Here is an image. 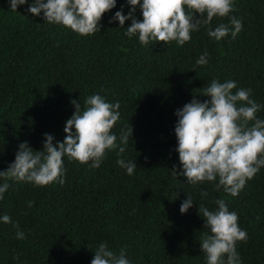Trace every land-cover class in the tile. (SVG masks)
Segmentation results:
<instances>
[{
  "label": "trees",
  "instance_id": "obj_1",
  "mask_svg": "<svg viewBox=\"0 0 264 264\" xmlns=\"http://www.w3.org/2000/svg\"><path fill=\"white\" fill-rule=\"evenodd\" d=\"M27 7L13 11L8 0H0V171L23 141L34 150L42 148L44 133L53 135L54 143L62 141L74 111L71 100L83 107L93 94L119 101L120 120L112 131L119 136L121 128L132 126L121 156L135 160L137 168L128 175L116 163L117 148L99 168L65 157L63 185L10 182L0 217L18 222L25 238L16 239L12 224L0 220V264H90L101 242L117 254L125 248L131 264H206L198 206L215 210L210 201L219 198L237 212L248 233L246 243H237L242 264H264V167L235 197L214 190L218 180L190 185L170 172L173 165L181 167L174 112L193 95L209 99L198 93L212 79L234 80L264 105V0H234L230 16L243 24L235 39L229 34L215 41L201 27L182 47L175 41L142 46L137 36L124 35L130 20L125 28L109 23L116 11L128 13L127 0H116L103 15L100 32L90 36L43 21L42 13L33 16ZM135 16L142 19L138 7ZM219 23L229 18H214L212 27ZM205 50L209 62L197 66ZM257 117L264 119V108ZM205 190L208 195L201 197ZM187 196L193 205L181 214ZM28 201L34 202L30 209Z\"/></svg>",
  "mask_w": 264,
  "mask_h": 264
},
{
  "label": "clouds",
  "instance_id": "obj_2",
  "mask_svg": "<svg viewBox=\"0 0 264 264\" xmlns=\"http://www.w3.org/2000/svg\"><path fill=\"white\" fill-rule=\"evenodd\" d=\"M8 3L13 11L28 4V13L33 16L42 13L43 21L69 28L81 36L100 32L103 15L116 6V0H31L30 3L29 0H8ZM127 3L130 6L128 13L123 14L122 9L116 11L109 23L118 21L120 28H125V21L130 20L124 35L137 36L142 46L175 41L182 47L191 40V33L201 27L206 28L207 35L215 41L229 34L235 39L243 28L241 19L230 16L234 11V0H127ZM137 7L142 17L139 20L135 16ZM197 13L198 19L194 15ZM225 17L229 18V23L212 27L214 18ZM208 62L209 53L205 50L195 64L204 66ZM251 91L250 88H237L234 80L212 79L198 93L209 99L201 102L193 95L189 102L175 110V151L181 167L177 169L173 165L170 172L174 178L186 177L190 185L218 180L214 190L222 188L226 194L235 197L264 167V119L257 117L264 105L250 98ZM71 104L74 111L65 121L62 141L54 143L53 135L44 133L39 150H34L27 141L18 145L14 160L0 171V200L12 183L27 182L36 187L53 183L63 185L65 157L69 162H91L92 168H99L106 153L118 148L117 156L121 158L116 163L126 169L128 175L134 173L135 160L121 156L129 138L132 139V126L121 128L119 136L112 131L120 120L119 101L110 103L103 96L93 94L84 100L83 107L76 99L71 100ZM200 195L206 197L208 193L205 190ZM193 201L187 196L180 204V213H186ZM210 202L218 207L210 210L204 204L198 206L206 229L199 241L206 264H242L237 243L247 242V231L239 226L237 212L229 210L224 198ZM33 203L28 201L27 207L30 209ZM0 220L12 224L16 239L25 238L19 223L9 215H3ZM13 259L18 260L19 254ZM90 264H131V261L126 257L125 248L117 254L107 243L101 242Z\"/></svg>",
  "mask_w": 264,
  "mask_h": 264
}]
</instances>
